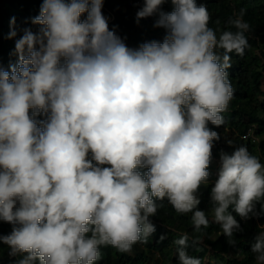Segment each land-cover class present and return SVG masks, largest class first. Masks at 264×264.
I'll return each mask as SVG.
<instances>
[{
  "label": "clouds",
  "instance_id": "1",
  "mask_svg": "<svg viewBox=\"0 0 264 264\" xmlns=\"http://www.w3.org/2000/svg\"><path fill=\"white\" fill-rule=\"evenodd\" d=\"M102 7L42 0L36 31L10 20L17 62L0 64V222L11 230L0 244L11 264H96L108 246L131 253L155 233L150 218L165 200L192 214L196 232L215 223L234 246L230 207L247 220L264 201L260 158L244 144L231 154L220 146L211 221L197 193L221 138L209 124H225L234 97L230 54L250 47L244 10L230 20L236 31L218 35L196 0H143L137 23L155 17L165 35L131 48ZM189 238L175 241L179 264H202ZM252 253L264 264V230Z\"/></svg>",
  "mask_w": 264,
  "mask_h": 264
},
{
  "label": "trees",
  "instance_id": "2",
  "mask_svg": "<svg viewBox=\"0 0 264 264\" xmlns=\"http://www.w3.org/2000/svg\"><path fill=\"white\" fill-rule=\"evenodd\" d=\"M126 0H103L102 12L108 10L114 14V19L109 23L111 28L122 33L130 44L144 42L147 38L163 40L165 31L155 28L154 21L146 18L139 23L136 12L131 7L125 6ZM197 4H204L210 13L209 27L219 35L224 30L236 31L230 20L244 10L243 19L250 25L246 33L250 47L246 49L243 57L235 53L232 57V67L228 69L229 78L234 89L228 111L223 113L225 124L219 128L209 124V127L220 134V140L214 142L213 158L220 157L221 147L225 153L231 154L235 148L246 145L251 154L260 158L264 164V0H196ZM42 0H0V64L5 68L15 64L17 57L14 54L15 41L8 39L10 20L15 17L17 29L36 26L31 25V18L39 15ZM164 6L172 5L166 3ZM219 21V23H217ZM22 34L18 31V37ZM251 131V133H249ZM247 137V139H245ZM227 140L233 144L229 146ZM220 143V144H218ZM213 160V159H212ZM220 165L213 172L210 166L209 183L202 185L197 193L200 199L198 209L205 211L209 220L212 219L211 188L218 178ZM164 207L159 208L156 215L150 219L156 226L155 233L149 237L148 242L142 247H134L131 253H120L115 248L102 247V258L96 264H179L176 256L177 245L175 241L181 234L188 233L189 241L187 252L190 256L201 258L202 264H255V254L252 245L260 233V226L264 225V211L261 203L256 204L259 216H252L245 220L237 213L229 211L240 224L239 231L234 232L233 239L236 244L230 245L228 238L221 233L220 226L210 223V226L201 227L199 232L194 230L191 213H177L165 200ZM11 226L0 222V234H7ZM166 238L160 241V236ZM199 237L203 244H193V239ZM136 246V245H135ZM6 245L0 244V264H11ZM157 253V254H156ZM16 257L15 259H19ZM208 260V261H207Z\"/></svg>",
  "mask_w": 264,
  "mask_h": 264
},
{
  "label": "built area",
  "instance_id": "3",
  "mask_svg": "<svg viewBox=\"0 0 264 264\" xmlns=\"http://www.w3.org/2000/svg\"><path fill=\"white\" fill-rule=\"evenodd\" d=\"M125 6L126 7H131L132 10L137 13V11L143 6V0H126L125 1ZM163 10L164 11H171L170 6H164ZM104 16L108 18L109 23L112 22L113 19H114V14L111 11H109V10L106 13H104ZM146 19L155 20L156 18L155 17H150V18H146ZM109 28L112 29L110 27V25H109ZM116 33L121 38H123L125 40V43L131 48L138 47L139 44L143 43V42H141V43H137V44H130V43L127 42L126 38L122 35V33L118 32V31H116ZM151 40H157V39L147 38L145 41H151ZM157 41H161V40H157ZM221 150L223 151V148H221Z\"/></svg>",
  "mask_w": 264,
  "mask_h": 264
},
{
  "label": "rangeland",
  "instance_id": "4",
  "mask_svg": "<svg viewBox=\"0 0 264 264\" xmlns=\"http://www.w3.org/2000/svg\"><path fill=\"white\" fill-rule=\"evenodd\" d=\"M219 165H220V157H217V156H216V157L213 158V160H212V164H211V166L213 167V172L216 171V167L219 166ZM138 246L143 248V245H142V244H139V243L136 244V246L134 245L133 248H134V247H137V248H138ZM132 252H134V251L132 250ZM156 254H157V253H156ZM207 261H208V260H207Z\"/></svg>",
  "mask_w": 264,
  "mask_h": 264
}]
</instances>
